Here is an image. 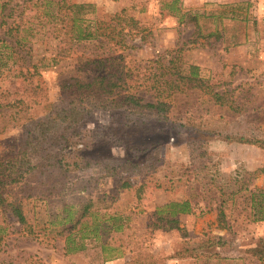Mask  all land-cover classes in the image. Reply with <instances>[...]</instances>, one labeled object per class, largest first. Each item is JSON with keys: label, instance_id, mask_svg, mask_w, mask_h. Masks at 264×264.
Instances as JSON below:
<instances>
[{"label": "rangeland", "instance_id": "obj_1", "mask_svg": "<svg viewBox=\"0 0 264 264\" xmlns=\"http://www.w3.org/2000/svg\"><path fill=\"white\" fill-rule=\"evenodd\" d=\"M2 1L0 21L13 8L8 26H21L13 37L0 28V37L26 38L21 48L26 60L0 40V92L30 102L20 64L32 71L36 67L34 80L48 100L58 102L64 78L91 80L119 64L144 67L161 57L185 74L190 65L198 67L200 80H183L172 112H181L183 124L191 118L201 131L159 120L156 128L166 133L132 138L121 129L122 136L94 144L92 154L85 149L91 138L84 137L79 147L90 155L88 163H74L71 149H64L58 156L61 170L33 177L28 168L36 159L26 143L30 124L5 126L1 116L3 191L9 201L22 202L29 225L22 227L11 214L6 219L0 212L6 228L0 264H264L251 252L264 248L257 202L264 196L254 201L252 194H264V147L247 141L264 140V0H65L93 5L83 16L99 37L72 47L65 40L69 29L46 13L56 9L55 3L7 0L4 7ZM120 55L124 58L115 67L112 61L102 66L97 61ZM136 85L139 96L153 100L152 91ZM212 92L223 94L221 104L211 100ZM37 109L36 120L46 114L43 106ZM90 112L80 122L83 130L111 122L108 109ZM138 149L150 152V160L140 158L145 153ZM51 150L58 151L55 146ZM101 154L116 158L115 174L106 175L91 161ZM135 156L138 166L122 163ZM16 170L25 174L18 182ZM182 200H190L195 213L177 215L176 223L160 218L164 205ZM81 219L89 229L120 226L103 238L120 247L122 255L104 261L94 233L86 238V250L66 254V235L81 237Z\"/></svg>", "mask_w": 264, "mask_h": 264}, {"label": "trees", "instance_id": "obj_2", "mask_svg": "<svg viewBox=\"0 0 264 264\" xmlns=\"http://www.w3.org/2000/svg\"><path fill=\"white\" fill-rule=\"evenodd\" d=\"M7 3V0L2 1L4 7L7 6ZM52 3L56 4L54 7L56 9L54 11L46 10V13L52 16L59 25L69 29L66 31L65 40L71 45L70 47L73 46L74 42L99 38L95 32L91 31V26L87 24L83 16L93 5L86 3L69 4L65 0H47L48 5ZM13 12V8H11L9 13L2 14L0 21L1 30L4 29L5 33L10 37H13L14 30L19 29L21 26V23L8 26L7 18L13 17ZM196 19V16H194V20ZM4 25H6L5 28H3ZM0 40L3 41L5 47L12 48L15 55H18L19 60H26L21 51V48L25 46L26 38L16 37L13 41H9L8 38L0 37ZM119 58H124V55H120V57L108 56L99 58L97 61H99V66H102L105 62L112 61L110 67H115ZM147 63L144 67L124 66L118 63L116 70L102 73L91 80L88 78L81 79L80 76L64 78L60 83L63 97L58 102L48 100L43 93L45 88L34 80L38 71L37 68L34 67L35 70L32 71L30 66L25 67L20 64V74L25 82L24 93L30 99V102L25 103L22 99L10 98L11 94L9 92H0V117H3L5 126L10 125L13 127L26 123L30 124L26 143L30 154L36 159V163L31 169L28 168V172L33 177H37L38 175H47L53 172L54 169L61 170L62 161L58 159V156L64 149H71L69 154L77 158L74 163L78 164L80 161L88 163L90 155L82 154L84 150L79 147L84 137L91 138L90 141L92 143L86 144L85 149L89 151V154H92L91 147L94 144H98L101 141L107 142L114 137L120 136L121 129L125 131L126 136L131 134L132 138L134 134H139L144 138L148 137L151 131L166 133L167 130L156 128L157 122L155 121L159 120L172 123L174 126H185L189 129L201 131V125L191 124V118H186L187 122L183 124L184 118L181 116V112L179 113L178 111V114H173L172 112V107H176L177 101L180 102V94L176 93L183 90V80L186 79L189 82H198L200 80L198 67L190 65L189 74H185L179 66L171 61L168 64L164 63V58L161 57L149 60ZM0 65L3 66L2 63ZM141 68L144 70L142 71ZM172 71L174 72L172 73ZM134 76L137 78H134ZM136 82L140 83V87L152 91L153 100H145L137 94L136 89L139 85L137 86ZM209 95L216 104L222 103L223 94L212 92ZM38 106H43L46 114L43 118L36 120ZM92 109H108L111 113V122L94 130H83L80 122L87 115H90L89 113H91ZM227 137L230 138L231 136ZM247 141L264 147V140ZM52 146H55L58 151L53 152L51 150ZM138 150L141 154L145 153V156L140 157L144 161H148L152 157L150 152L146 153L141 149ZM138 156L133 159L128 157L122 163L136 167L140 164L138 162L140 158L137 159ZM91 161L106 175L116 173L117 160L110 154H101L98 158H91ZM20 166L23 167V162L20 163ZM14 174L17 175V178L16 176L14 178L15 182H18L25 175L22 170H16ZM3 175H5L4 164L0 162V212L6 219L7 214H11L22 227H25L29 223L22 202L9 201L7 199L3 191V185H5ZM252 194L254 201L264 196L261 191L252 192ZM257 202L259 204L258 215H261V219H264V201ZM194 207L190 200L173 201L164 205L158 213H160L161 219L171 217L172 219H168L167 222L176 223L175 217L177 215L195 213ZM223 215L224 211L220 210V217ZM79 224H81L79 232L82 233L79 239L72 232L66 235L64 247L66 254L86 250L89 244L86 238L90 237V233H94L99 241L104 261L112 260L122 255L120 247L114 246L112 242L103 238L104 234L113 229L119 231L121 229L120 226H114V228L112 227L113 229H110L108 225L101 226L96 224L93 229H89L85 225L87 224L86 220L82 219L79 220ZM86 228L87 230H85ZM5 230V226H2L0 222V233H5ZM4 233L0 235V240H3ZM221 240L223 241L222 238ZM251 252L252 255L258 256L261 260L264 258V248L255 247L251 249Z\"/></svg>", "mask_w": 264, "mask_h": 264}]
</instances>
